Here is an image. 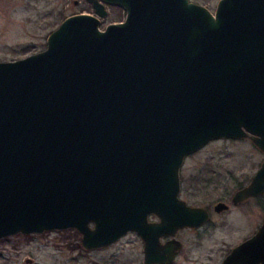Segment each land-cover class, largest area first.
<instances>
[{"label": "water", "instance_id": "95a60500", "mask_svg": "<svg viewBox=\"0 0 264 264\" xmlns=\"http://www.w3.org/2000/svg\"><path fill=\"white\" fill-rule=\"evenodd\" d=\"M89 1L0 60V239L74 227L90 249L131 230L145 264L171 262L177 229L208 219L179 195L188 154L248 138L263 159L231 202L264 192V0ZM106 5L124 18L101 28ZM219 264H264V221Z\"/></svg>", "mask_w": 264, "mask_h": 264}, {"label": "rangeland", "instance_id": "374dc122", "mask_svg": "<svg viewBox=\"0 0 264 264\" xmlns=\"http://www.w3.org/2000/svg\"><path fill=\"white\" fill-rule=\"evenodd\" d=\"M76 1V2H75ZM214 10L218 0H192ZM85 0H0V60H14L42 50L46 37L74 13H93ZM100 27L119 22L111 5ZM124 12V11H123ZM111 14V15H110ZM263 159L248 139L209 140L188 154L180 167V197L188 204L208 206L209 223L183 230V247L173 264H219L231 247L252 235L264 221V192L233 204V192L246 185ZM227 208L216 212L213 204ZM74 228L17 233L0 239V264H142L139 240L128 234L105 249H85ZM29 257L31 262L24 263Z\"/></svg>", "mask_w": 264, "mask_h": 264}, {"label": "flooded vegetation", "instance_id": "af4514ba", "mask_svg": "<svg viewBox=\"0 0 264 264\" xmlns=\"http://www.w3.org/2000/svg\"><path fill=\"white\" fill-rule=\"evenodd\" d=\"M85 1L87 2V4L85 5V7L86 6L89 7V9H91L92 12H93L92 4L90 3V1L89 0H85ZM218 201H221V200H218ZM218 201H216V202H218ZM214 204H213V206H214ZM203 207H205L207 209V211H208V219L203 224H201L200 226H197V227H182V228L177 229V231L175 232L174 238L178 239L181 242V246L175 252L174 259L171 262H159V263H153V264H173L175 262L176 257L178 256L179 252L181 251V249L183 247V242L180 239V237H181L180 232L183 231V230H196V229H198V228L206 225L207 223H209L210 218H211V215H212L211 214V210L209 209L208 206H203ZM222 210H224V209H222ZM222 210H220V211H222ZM216 212H218V211H216ZM147 220L149 222H157V221H159V218H158V216L156 214H153L152 213V214H149L147 216ZM90 225H92V224L90 223ZM69 228H74V227H69ZM74 229H76V228H74ZM128 234H134L137 237V239L139 240V243H140V246H141V251H142V264H145V262H144V242H143L142 238L135 231L128 230L126 233H124L122 236H120L117 240H115L113 242H110V243H108V244H106L104 246H100V247H98V249H105V248H107V247H109V246L117 243L121 238L127 236ZM81 237H82V234H81ZM170 238H172V236H164V235H161V236H159V242H160L161 245H164L166 243V241H168ZM80 243H81V238H80ZM85 249H87V248H85ZM90 249H96V248H90ZM90 249H87V250H90Z\"/></svg>", "mask_w": 264, "mask_h": 264}, {"label": "trees", "instance_id": "16d2710c", "mask_svg": "<svg viewBox=\"0 0 264 264\" xmlns=\"http://www.w3.org/2000/svg\"><path fill=\"white\" fill-rule=\"evenodd\" d=\"M111 8L115 9L113 11V13L115 14V15H113V17H116V18L118 17L121 20L122 17L124 16V12H123L122 8L121 7H118V6H111Z\"/></svg>", "mask_w": 264, "mask_h": 264}]
</instances>
